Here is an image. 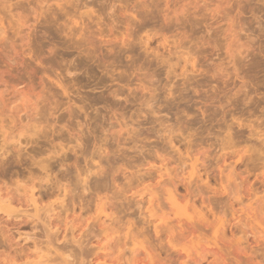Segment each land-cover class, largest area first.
I'll use <instances>...</instances> for the list:
<instances>
[{"label":"clouds","instance_id":"obj_1","mask_svg":"<svg viewBox=\"0 0 264 264\" xmlns=\"http://www.w3.org/2000/svg\"><path fill=\"white\" fill-rule=\"evenodd\" d=\"M0 264H264V0H0Z\"/></svg>","mask_w":264,"mask_h":264},{"label":"rangeland","instance_id":"obj_2","mask_svg":"<svg viewBox=\"0 0 264 264\" xmlns=\"http://www.w3.org/2000/svg\"><path fill=\"white\" fill-rule=\"evenodd\" d=\"M153 44L155 43L154 41L152 42ZM110 122H111V117H105L104 118V120L103 121H101L100 119H94L93 121H92V123H91V125H90V129L92 130V134L93 135H97V134H99V131H100V129L97 127V125H100V127H103L104 129H108V127H109V124H110ZM115 167H117L116 165H114ZM118 167H121V168H126V166H125V164H124V162L123 161H121L120 162V165L118 166ZM95 180V178L94 179H91V183L93 184V185H96L94 182ZM94 181V182H93ZM92 184H88L90 187H92V189H93V186H92ZM96 187V186H95ZM95 187H94V189L93 190H95ZM92 190V191H93ZM181 191H183V189H181ZM106 192V191H105ZM90 194L91 193H89V197H93V199H86V201H87V203H85V202H83V204H82V206L81 207H79V209H81V210H79L78 209V207H76L75 205H73L70 209H71V211L70 212H72V214H74L75 215V213H76V215H83V216H86L89 220H93L94 222H96L97 221V219H100L101 217H103V215H101V216H99V211H97V207H96V205H97V203H96V201H98L101 197H103L104 196V194H106V193H104L103 191L101 192V197H97L96 195H94L93 196V194L90 196ZM106 196V195H105ZM104 196V197H105ZM147 198V197H146ZM149 199V204L151 203V199L150 198H148ZM93 200V201H92ZM91 202H93L92 204H90ZM84 204H87V205H89V206H93V207H89V206H87V205H84ZM74 206H75V208H74ZM85 206V207H84ZM83 208H85V209H83ZM75 209V210H74ZM78 209V210H77ZM84 211L86 212V213H84ZM81 213H83V214H81ZM98 216H99V218H98ZM95 218V219H94ZM102 219V218H101ZM96 220V221H95ZM93 222V228H92V230L94 229L95 230V232H96V234L97 235H100V232H99V228L98 227H96ZM98 228V229H97ZM24 230H28V229H24Z\"/></svg>","mask_w":264,"mask_h":264},{"label":"bare ground","instance_id":"obj_3","mask_svg":"<svg viewBox=\"0 0 264 264\" xmlns=\"http://www.w3.org/2000/svg\"><path fill=\"white\" fill-rule=\"evenodd\" d=\"M126 166V165H125ZM113 167H115L114 165H113ZM95 177H93V178H90V179H88L87 180V187H88V190H89V193H91L90 194V196L93 194V196L94 195H96L98 198L99 197H101L100 195H101V192L103 191L104 193H106L105 191H106V186L105 187H101L100 186V184L98 183V181H97V179L95 178V184L96 185H93L92 183H91V179H94ZM88 184H92V186H93V189H94V187H95V190H93L92 189V187H90ZM93 190V191H92ZM106 194H104V196H105ZM101 197L98 201H96V203H97V205H96V207H97V211H99V216H101V215H104L106 212H107V205H106V199H105V197ZM95 197V196H94ZM91 197H89V199H90ZM91 199H93V197L91 198ZM86 201V200H85ZM84 201V202H85ZM93 201V200H92ZM85 203H87V201L85 202ZM93 202H91L90 204H92ZM84 205H87V204H84ZM87 206H89V205H87ZM85 207V206H84ZM89 207H93L92 205L91 206H89ZM74 208H75V206H74ZM78 209H79V207H78ZM77 209V210H78ZM83 209H85V208H83ZM75 210V209H74ZM79 210H81V209H79ZM69 211H71V209H69ZM82 211V210H81ZM72 213V212H71ZM77 213V212H76ZM76 213H75V215H76ZM84 213H86L85 211H84ZM81 214H83V213H81ZM74 215V214H73ZM99 216H98V218H99ZM101 218H103V217H101ZM100 218V219H101ZM95 219V218H94ZM93 221V220H92ZM96 221V220H95ZM94 222V221H93ZM95 223V222H94ZM95 225V224H94ZM29 225H25L24 226V229H29ZM98 229V228H97ZM93 231H95L94 229H93ZM100 232V231H99Z\"/></svg>","mask_w":264,"mask_h":264}]
</instances>
